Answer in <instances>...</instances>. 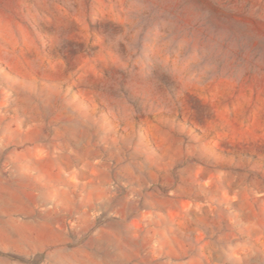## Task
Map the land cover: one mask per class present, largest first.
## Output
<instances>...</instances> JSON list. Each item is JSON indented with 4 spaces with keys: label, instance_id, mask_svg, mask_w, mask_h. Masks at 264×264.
I'll return each instance as SVG.
<instances>
[{
    "label": "rangeland",
    "instance_id": "374dc122",
    "mask_svg": "<svg viewBox=\"0 0 264 264\" xmlns=\"http://www.w3.org/2000/svg\"><path fill=\"white\" fill-rule=\"evenodd\" d=\"M0 264H264V0H0Z\"/></svg>",
    "mask_w": 264,
    "mask_h": 264
}]
</instances>
